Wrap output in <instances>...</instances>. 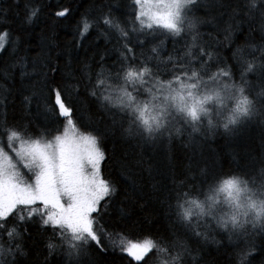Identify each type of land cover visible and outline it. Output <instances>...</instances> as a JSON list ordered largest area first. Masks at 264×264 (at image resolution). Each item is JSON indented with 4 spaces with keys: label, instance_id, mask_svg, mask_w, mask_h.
<instances>
[{
    "label": "snow or ice",
    "instance_id": "1",
    "mask_svg": "<svg viewBox=\"0 0 264 264\" xmlns=\"http://www.w3.org/2000/svg\"><path fill=\"white\" fill-rule=\"evenodd\" d=\"M91 8L78 34L94 29L105 45L87 49L35 31L39 0L0 8V51L13 27L26 34L0 60V264H25L33 230L46 238L43 264H219L211 250L229 247L227 264H264V0H96ZM253 126L259 151L244 149L234 165L235 155L225 162L213 150L218 136ZM105 139L116 146L111 156ZM178 153L187 161L179 177ZM145 155L159 178L155 204L133 191L167 223L142 243L116 244L131 225L106 219L110 209L120 215L121 193L101 165L143 167ZM225 176L243 177L260 211L241 221L233 214L231 225L213 205L205 213L193 197L223 192L243 206L241 181L217 187ZM193 206L201 212L189 219ZM240 237L247 246L235 251Z\"/></svg>",
    "mask_w": 264,
    "mask_h": 264
},
{
    "label": "trees",
    "instance_id": "2",
    "mask_svg": "<svg viewBox=\"0 0 264 264\" xmlns=\"http://www.w3.org/2000/svg\"><path fill=\"white\" fill-rule=\"evenodd\" d=\"M95 2L96 0H39L41 12L40 18L35 25V31H43L47 34L51 30V32L55 34L57 42L61 45L67 44L72 46L76 42H79L83 49H87L98 42L99 45L103 47L105 41L97 35L94 29L82 37L78 34V25H80V30H83V22L81 21L82 15L86 12L91 14V5ZM125 2H128V0H125ZM9 3L10 0H0V8H6ZM65 8L69 9L70 13L67 18L55 17V12ZM127 10V8L122 9V11ZM23 35L26 34L20 33L15 27H13L12 35L5 40V50L0 51V60H7L10 58L9 51L11 48V42L17 36ZM168 47H171V45H168ZM16 108L18 111H22L19 100L16 101ZM101 128H103V126H101ZM69 132H71V130H69ZM79 132L80 134H85L82 129H79ZM221 132H223L222 129ZM36 138H39V136H36ZM259 140L260 130L253 126L244 129L238 136L232 139H227L224 135L218 136L215 143L212 145V148L219 153V157L225 162L232 161V156L235 155L236 161L233 162L235 165L236 162L241 160L240 153L244 149L248 148L259 151ZM101 147L106 152L107 156H111L116 148L115 145L106 139L102 141ZM120 151L129 153L134 152L133 149L123 145L120 146ZM178 155L180 156V159L174 162V164L179 165L175 171L177 177L180 176V168L187 163L186 159L183 157V153H178ZM144 161L145 163L143 167L134 166L128 170L118 168L110 159L101 165L102 175L111 180L117 188V191L121 193V195L117 197L120 207V215L117 216L110 209V216L106 219L112 224H123L124 221L121 217L126 216L129 218L128 223L131 225L123 227L119 237H113V241L116 244L122 243L127 246L131 242L142 243L143 239L148 238L150 231L152 236L155 237L156 231L167 223L166 219L154 216L151 207L147 210L144 208L145 200L151 199L152 204H155V197L152 196V192L153 186L159 180L158 177L155 180L152 179L149 172L146 170L149 167V156L145 155ZM133 164H135V159L133 160ZM225 167L227 169V163L225 164ZM133 188H135L141 195H144L145 200L138 199ZM125 192H127V196L124 195ZM48 235L50 236L51 234L49 233ZM32 237V239L24 240L25 251L29 253L25 258V264H37V261H39V264H43L44 258L47 255L44 246L46 238L37 236L35 230L32 232ZM237 243L239 247L236 248L235 251H239L247 246V241L244 237L238 238ZM232 252L233 248L229 247L227 253L231 254ZM228 254H226V251L223 248L219 250L213 248L210 252L209 260H216L219 264H227ZM256 255L259 257L258 252ZM49 264H56V259H50ZM117 264H135V261L129 257L119 260Z\"/></svg>",
    "mask_w": 264,
    "mask_h": 264
},
{
    "label": "clouds",
    "instance_id": "3",
    "mask_svg": "<svg viewBox=\"0 0 264 264\" xmlns=\"http://www.w3.org/2000/svg\"><path fill=\"white\" fill-rule=\"evenodd\" d=\"M228 179H236L237 181H241V183H239V187L241 188V191L238 194V198L240 203L243 205L242 207L240 208L235 207V201L230 202V199L227 197V194L223 192H220L219 194L215 192L209 193L208 195L211 196L212 199H207L205 197H193V199L203 202V209L205 213L208 211L209 205H213L212 211L214 214L217 215V219H220L222 221L227 220L228 224L231 225L232 221L230 218L233 214L236 215L237 221H241L245 219V217L242 215L245 211L249 213V216H254L257 211H260L259 205L261 203V200L253 197L252 199L255 201L257 206L256 208H251L249 206L250 202L248 201L247 198L250 196V193L243 191L245 187L244 183H242V181L244 180L243 177H232V176L223 177L218 182L217 187L219 186V184H222L224 180H228ZM233 195L235 196L237 194L234 193ZM184 207L187 208L188 205L185 204ZM183 210L184 209L182 208L181 211ZM200 212L201 209L199 207L193 206L191 209V215L189 216V219H191L193 215Z\"/></svg>",
    "mask_w": 264,
    "mask_h": 264
},
{
    "label": "rangeland",
    "instance_id": "4",
    "mask_svg": "<svg viewBox=\"0 0 264 264\" xmlns=\"http://www.w3.org/2000/svg\"><path fill=\"white\" fill-rule=\"evenodd\" d=\"M74 135V133L71 131L69 132V137H72Z\"/></svg>",
    "mask_w": 264,
    "mask_h": 264
}]
</instances>
